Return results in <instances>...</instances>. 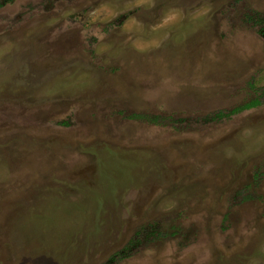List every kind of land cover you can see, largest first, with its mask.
Wrapping results in <instances>:
<instances>
[{
    "label": "rangeland",
    "instance_id": "374dc122",
    "mask_svg": "<svg viewBox=\"0 0 264 264\" xmlns=\"http://www.w3.org/2000/svg\"><path fill=\"white\" fill-rule=\"evenodd\" d=\"M0 264H264V0H0Z\"/></svg>",
    "mask_w": 264,
    "mask_h": 264
},
{
    "label": "trees",
    "instance_id": "16d2710c",
    "mask_svg": "<svg viewBox=\"0 0 264 264\" xmlns=\"http://www.w3.org/2000/svg\"><path fill=\"white\" fill-rule=\"evenodd\" d=\"M261 102L259 100H254L253 102H250L249 104H247L246 106H244V109H252V108H255L257 107L258 105H260Z\"/></svg>",
    "mask_w": 264,
    "mask_h": 264
},
{
    "label": "flooded vegetation",
    "instance_id": "af4514ba",
    "mask_svg": "<svg viewBox=\"0 0 264 264\" xmlns=\"http://www.w3.org/2000/svg\"><path fill=\"white\" fill-rule=\"evenodd\" d=\"M5 3H11L13 0H4Z\"/></svg>",
    "mask_w": 264,
    "mask_h": 264
}]
</instances>
